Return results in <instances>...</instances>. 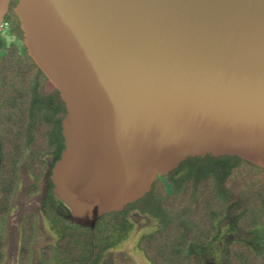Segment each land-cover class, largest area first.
Returning a JSON list of instances; mask_svg holds the SVG:
<instances>
[{
  "label": "water",
  "instance_id": "obj_1",
  "mask_svg": "<svg viewBox=\"0 0 264 264\" xmlns=\"http://www.w3.org/2000/svg\"><path fill=\"white\" fill-rule=\"evenodd\" d=\"M14 12L67 107L51 180L70 221L94 228L190 157L264 168V0H18Z\"/></svg>",
  "mask_w": 264,
  "mask_h": 264
},
{
  "label": "trees",
  "instance_id": "obj_2",
  "mask_svg": "<svg viewBox=\"0 0 264 264\" xmlns=\"http://www.w3.org/2000/svg\"><path fill=\"white\" fill-rule=\"evenodd\" d=\"M12 0L0 31V263L5 259L6 223L20 184L21 164L29 155L36 181L46 172L45 157L55 161L65 147L62 120L67 107L60 92L31 58ZM12 33L11 41L1 34ZM2 51H6L1 53ZM48 190L42 215L59 238L41 249L45 264H100L104 253L128 238L132 210L150 213L160 226L144 235L139 247L152 264H205L203 250L221 233L220 224L232 219L239 238L227 243L228 264H264V168L238 156L190 157L167 176L159 177L149 193L123 211L101 216L95 227L70 221V209ZM36 184L31 192H37ZM37 216L22 222L20 264H31ZM228 235V234H227Z\"/></svg>",
  "mask_w": 264,
  "mask_h": 264
},
{
  "label": "rangeland",
  "instance_id": "obj_3",
  "mask_svg": "<svg viewBox=\"0 0 264 264\" xmlns=\"http://www.w3.org/2000/svg\"><path fill=\"white\" fill-rule=\"evenodd\" d=\"M5 39L11 41L12 33L4 29L1 33ZM17 46L22 49L24 42L16 39ZM6 51H2L4 53ZM29 158H25L21 168V180L16 190L12 203V210L9 213L6 223V258L2 264H19L18 252L21 241L22 222L25 217L35 214L37 216V233L33 245L32 264H42L40 260V251L43 247L53 244L59 238L58 231L54 228L52 222L47 220L41 213L46 182L43 180L38 184V193H31V186L34 180L28 168ZM132 222V229L127 239L109 248L103 255L100 264H152L146 257L144 251L139 247V241L142 236L155 231L159 226L158 218L150 213L140 210H132L128 215ZM232 219H225L221 222V233L217 240L208 248L203 250L205 264H228L227 263V243L238 235L231 232ZM228 234V235H227ZM48 264H55L54 262Z\"/></svg>",
  "mask_w": 264,
  "mask_h": 264
},
{
  "label": "flooded vegetation",
  "instance_id": "obj_4",
  "mask_svg": "<svg viewBox=\"0 0 264 264\" xmlns=\"http://www.w3.org/2000/svg\"><path fill=\"white\" fill-rule=\"evenodd\" d=\"M10 10V9H9ZM27 157L29 158V161H30V157H29V155H27ZM26 157V158H27ZM1 160H2V155H1V151H0V163H1ZM25 160V159H24ZM45 160H46V163H47V167H46V172H45V175H44V177L41 179V180H39V181H36V179H35V177L32 175V178H33V180H34V184H36L37 185V188H38V184L39 183H41L43 180H45V182H46V188H45V191H44V196H43V201L45 200V198L47 197V194H48V190H49V187H50V185H51V182L50 181H52L51 180V174H52V168H53V165H54V163L57 161H55V157L54 156H50V155H47L46 157H45ZM29 161H28V164H29ZM23 163V162H22ZM22 165V164H21ZM28 168H29V165H28ZM30 171V170H29ZM21 172H22V168H21ZM31 173V172H30ZM20 180H21V177H20ZM53 183V182H52ZM32 187V186H31ZM30 191H31V189H30ZM38 191L39 190H37V192H35V193H33V194H36V193H38ZM16 193V192H15ZM32 193V192H31ZM15 196V195H14ZM13 200H14V197H13ZM43 201H42V204H43ZM40 211H41V207H40ZM34 243H35V240H34ZM34 243H33V245H34ZM5 244H6V236H5ZM20 247H21V241H20V244H19V252H18V262H19V253H20ZM44 248V247H43ZM5 249H6V246H5ZM41 252V251H40ZM4 254H5V250H4ZM41 256V255H40ZM5 258H6V254H5ZM32 258H33V246H32V256H31V264H32ZM40 260H41V258H40ZM4 261H5V259H4ZM3 261V262H4ZM2 262V263H3ZM2 263H0V264H2ZM41 263L42 264H45V263H43L42 261H41ZM19 264H20V262H19Z\"/></svg>",
  "mask_w": 264,
  "mask_h": 264
}]
</instances>
